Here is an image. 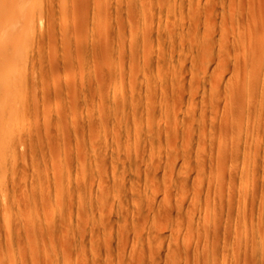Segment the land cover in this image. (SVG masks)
Instances as JSON below:
<instances>
[{
    "label": "rangeland",
    "instance_id": "374dc122",
    "mask_svg": "<svg viewBox=\"0 0 264 264\" xmlns=\"http://www.w3.org/2000/svg\"><path fill=\"white\" fill-rule=\"evenodd\" d=\"M1 87L0 264H264V0H0Z\"/></svg>",
    "mask_w": 264,
    "mask_h": 264
},
{
    "label": "bare ground",
    "instance_id": "6f19581e",
    "mask_svg": "<svg viewBox=\"0 0 264 264\" xmlns=\"http://www.w3.org/2000/svg\"><path fill=\"white\" fill-rule=\"evenodd\" d=\"M75 1V0H74ZM96 3V2H95ZM115 3V2H114ZM86 5H87V3H85ZM89 4V3H88ZM79 5V4H78ZM109 5H110V3H109ZM125 5V4H124ZM83 6V5H82ZM79 7V6H78ZM80 10V9H79ZM89 10V9H88ZM92 10H93V6H92ZM115 10V9H114ZM125 10V9H124ZM74 12V11H73ZM94 15V14H93ZM79 16V15H78ZM28 19V18H27ZM75 19H77V18H75ZM99 19V18H98ZM32 20V19H31ZM34 20V19H33ZM74 22V21H73ZM121 23V22H120ZM28 27V26H27ZM27 29V28H26ZM72 29V28H71ZM24 30V29H23ZM17 31V30H16ZM17 33V32H16ZM22 33V32H21ZM29 33H30V31H29ZM33 32H31V34H32ZM74 33V32H73ZM78 33V32H77ZM30 34V35H31ZM36 35V34H35ZM73 36H74V34H73ZM116 36V35H115ZM31 38V37H30ZM101 38V37H100ZM106 38V37H105ZM140 39V38H139ZM97 40V39H96ZM21 42V41H20ZM65 43V42H64ZM96 44V43H95ZM128 44V43H127ZM93 45V44H92ZM104 45V44H103ZM21 46V45H20ZM76 46V45H75ZM100 46V45H99ZM105 47V46H104ZM97 48V47H96ZM78 49H80V48H78ZM99 49H100V47H99ZM137 49V48H136ZM101 50H103V49H101ZM108 50V49H107ZM99 51V50H98ZM71 52V51H70ZM107 52V51H106ZM115 53H117V52H115ZM127 54V53H126ZM2 74V73H1ZM11 77V76H10ZM22 78H24V77H22ZM21 77H16L15 79H14V77L12 76V79H9L8 78V81H6V79L5 78H3L4 80H3V83H5V84H8V85H10L11 83H12V81H13V83L14 82H16V86L17 87H20V84H22V82H24V81H21V79H22ZM23 80H25V79H23ZM3 90H4V95H5V99L7 100V98H8V91H7V88H5V87H1L0 88V93H3ZM15 95V94H14ZM13 97V96H12ZM15 97V96H14ZM11 99V98H10ZM4 120H7V117H6V115H4V114H0V156H1V153H2V151L4 150V144L7 142V139L5 138V137H7L8 136V133H9V131H8V129H10L11 130V128H9V126H7V122L6 121H4ZM17 133V132H16ZM12 134V133H11ZM9 136H10V134H9ZM6 139V140H5ZM5 142V143H4ZM6 146V145H5ZM12 148V147H11ZM5 158V157H4ZM8 159V158H7ZM2 164V163H1ZM5 164V163H4ZM7 164V163H6ZM4 169V168H3ZM4 174V173H3ZM57 255V254H56ZM55 257V256H54ZM56 259V258H55ZM55 263H57V262H55Z\"/></svg>",
    "mask_w": 264,
    "mask_h": 264
}]
</instances>
